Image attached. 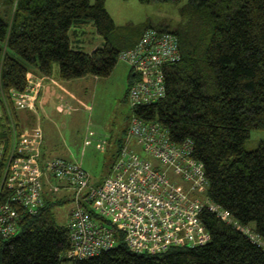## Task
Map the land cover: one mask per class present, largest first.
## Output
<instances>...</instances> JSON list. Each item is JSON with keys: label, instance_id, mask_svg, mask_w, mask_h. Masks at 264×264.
Returning a JSON list of instances; mask_svg holds the SVG:
<instances>
[{"label": "trees", "instance_id": "obj_1", "mask_svg": "<svg viewBox=\"0 0 264 264\" xmlns=\"http://www.w3.org/2000/svg\"><path fill=\"white\" fill-rule=\"evenodd\" d=\"M5 3L7 9H0V93L8 100L5 115L9 109L16 118L12 93L27 89L32 71L50 75L57 61L64 79L107 75L120 51L136 44L147 27L177 32L182 58L166 66V96L136 111L160 120L172 139L194 140L193 155L204 163L209 198L264 240V141L245 147L251 130L264 128V0H188L180 4L176 23L145 21L135 35L120 37L118 46L111 40L117 24L105 0ZM89 21L105 43L92 51L73 47L70 29ZM6 126L0 124L2 135H8ZM62 195L50 192L38 213L23 218L18 233H0V264L67 261L70 230L51 210L65 201ZM202 215L212 235L205 244L151 254L132 251L121 240L78 264H264V245L211 210Z\"/></svg>", "mask_w": 264, "mask_h": 264}, {"label": "built area", "instance_id": "obj_2", "mask_svg": "<svg viewBox=\"0 0 264 264\" xmlns=\"http://www.w3.org/2000/svg\"><path fill=\"white\" fill-rule=\"evenodd\" d=\"M118 57L134 74L128 90L133 115L111 172L99 181L81 161L48 154L43 128L22 130L9 109L5 115L8 100L0 93V124L7 122L8 133L2 135L0 127V233H18L23 218L38 213L50 192H62L61 199L73 202L67 221L71 244L64 253L72 264L121 240L132 251L151 254L205 244L212 237L202 215L206 210L264 245L253 226L209 198L194 140L176 141L160 120L136 111L166 96V66L182 58L178 33L149 26Z\"/></svg>", "mask_w": 264, "mask_h": 264}, {"label": "rangeland", "instance_id": "obj_3", "mask_svg": "<svg viewBox=\"0 0 264 264\" xmlns=\"http://www.w3.org/2000/svg\"><path fill=\"white\" fill-rule=\"evenodd\" d=\"M105 1L117 24L111 33V40L118 46L120 37L135 35L145 21L164 26L173 21L176 23L181 19L180 4L188 0ZM0 9H7L5 0H0ZM69 34L72 46L86 51H92L106 41L93 21L72 27ZM59 69V63L54 62L51 77H57L50 85L48 98L44 96L38 110L46 134V149L51 156L82 160L92 180H100L111 172L120 144L126 140L127 127L133 115V107L128 99L133 78L131 66L118 58L110 74L88 73L70 79L61 78ZM57 103H65V110L56 109ZM262 140L264 128H253L245 147L254 149ZM72 206L71 200H61L52 206L58 223L67 224ZM66 264L72 262L67 261Z\"/></svg>", "mask_w": 264, "mask_h": 264}, {"label": "crops", "instance_id": "obj_4", "mask_svg": "<svg viewBox=\"0 0 264 264\" xmlns=\"http://www.w3.org/2000/svg\"><path fill=\"white\" fill-rule=\"evenodd\" d=\"M52 75L53 73L46 76L32 71L30 75V83L27 89L24 92L13 91L12 96L17 111V121L22 130H30L38 125L43 128L41 116L38 114V110L43 104L44 96L46 98L49 96L50 85L55 82L54 77L57 76L51 77ZM65 107V103L56 104V109L59 111L65 110ZM45 136L46 134L44 130V148L48 153V150L46 149ZM79 161L82 162V160ZM67 261H65L64 264H66Z\"/></svg>", "mask_w": 264, "mask_h": 264}]
</instances>
